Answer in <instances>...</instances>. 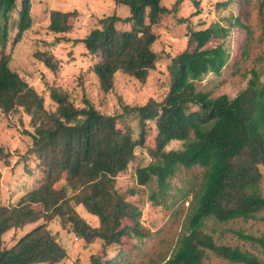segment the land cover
I'll use <instances>...</instances> for the list:
<instances>
[{"label": "trees", "instance_id": "1", "mask_svg": "<svg viewBox=\"0 0 264 264\" xmlns=\"http://www.w3.org/2000/svg\"><path fill=\"white\" fill-rule=\"evenodd\" d=\"M179 1L169 7L163 0H114L117 7L127 6L129 13L125 17L105 14L85 37L74 40L82 44L83 57L92 60L89 71L104 93L114 88L117 73L145 83L159 61L169 60L170 83L163 99H149L142 105L124 102L122 112L108 114L87 98L76 105L70 93L57 85L47 86L56 107L45 106V98L12 69V55L6 54L12 32L17 30L15 42H19L32 26L31 0H0V112L8 115L22 109L30 116L34 130L25 133L31 142L16 164L35 162L27 170L34 184L16 203L0 201V264L61 263L68 252L49 228L56 219L78 240L88 245L100 242L104 250L127 236H149L139 220L140 209L127 198L118 179L137 162L151 122L156 131L151 159L134 171L139 185L155 180L164 196L168 179L178 169L203 168L182 235L160 264H205L209 251L234 263L264 264L250 251L218 244L203 229L207 219L264 221V56L261 68L251 71L246 88L235 97H213L198 90L196 81L208 72L220 73L227 63L229 53L223 43H208L227 37L229 28L219 22L203 29L188 25L186 47L162 55L154 27L178 10ZM76 15L51 10L49 29L60 34L54 42L69 40L64 34L72 30L70 20ZM119 22L129 28L118 26ZM33 56L57 73L60 60L48 49L36 50ZM128 119L136 121V138ZM172 140L182 141V148L166 150ZM9 155L0 146V158L7 160ZM1 178L0 172V183ZM80 207L97 217L98 223L92 225ZM32 224L36 225L13 244H6V233ZM240 236L258 243L264 254V236L242 232ZM88 264L106 262L93 253Z\"/></svg>", "mask_w": 264, "mask_h": 264}, {"label": "rangeland", "instance_id": "2", "mask_svg": "<svg viewBox=\"0 0 264 264\" xmlns=\"http://www.w3.org/2000/svg\"><path fill=\"white\" fill-rule=\"evenodd\" d=\"M177 1L163 0L169 7ZM53 9L77 13L70 20L72 30L64 34L69 40L58 44L54 40L58 41L60 34L49 29L50 12ZM113 12L125 17L129 9L127 6L117 7L114 0H31L32 26L24 32L19 42H15L17 30L12 32L6 54L12 55V69L37 89L45 98V106L48 109L56 107L47 88L54 85L68 91L76 105H82L83 100L87 98L108 114L122 112L121 105L124 102L142 105L149 99H163L167 94L170 76L167 72L169 60L165 59L158 62L156 70L150 73L145 83L117 73L114 88L110 92L104 93L99 89L96 77L88 68L92 60L83 57L84 49L81 43L73 42L77 38L85 37L99 17ZM14 17L17 20L18 14L14 13ZM216 22L228 27L229 34L225 38L211 40L208 45L223 43L229 57L220 73L204 74L196 81V86L198 90L207 91L213 97L226 94L233 98L246 88L251 71L261 68L264 56V0H180L178 10L164 16L160 25L154 27L159 36L158 50L162 55H173L186 47L189 38L188 25L194 29H203ZM118 26L129 28L128 24L120 22ZM46 49L60 60L57 73L49 70L33 56L34 51ZM128 123L134 129V137H138L136 121L128 119ZM149 124L144 133V146L137 151V162L130 165L129 170L118 179V185L128 192L127 198L140 209L139 220L143 229H149V236H127L104 250L100 242L88 245L78 240L71 232L62 228L56 219L50 223L49 228L58 235V240L68 252L67 257L59 264H88L93 253L100 254L106 264H160L170 256L182 235L189 203L194 190L200 186L203 168L194 166L178 169L176 174L168 179L164 196L158 193L159 187L155 180L148 185H139L134 174L135 168L150 161L149 149L154 146L156 131L153 122ZM25 130L33 131L34 127L31 126L30 116L22 109L8 115L0 112V146L10 152L7 160L0 158V201L4 204L16 203L21 194L34 184V179L27 170L35 162H31L29 166H26L24 161L16 164L31 142ZM182 146V141L172 140L165 149H181ZM33 175L38 176L39 172L33 169ZM153 193H156L155 199L152 198ZM80 213L92 225L98 223L97 217L81 207ZM35 225L6 233V244H13L19 236ZM203 229L212 234L218 244L237 246L260 256L264 261L261 246L240 236L241 232L245 235L264 236V221L237 219L217 223L213 219H207ZM205 264L240 263L222 259L209 251Z\"/></svg>", "mask_w": 264, "mask_h": 264}]
</instances>
